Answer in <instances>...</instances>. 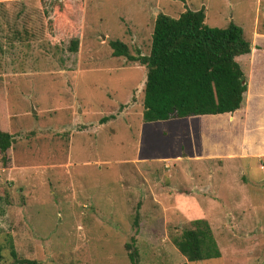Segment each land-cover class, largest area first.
<instances>
[{
	"label": "rangeland",
	"instance_id": "obj_1",
	"mask_svg": "<svg viewBox=\"0 0 264 264\" xmlns=\"http://www.w3.org/2000/svg\"><path fill=\"white\" fill-rule=\"evenodd\" d=\"M200 7L250 42L240 108L143 123L145 69L108 42L146 55L158 13ZM0 130L5 263L10 240L38 264H129L126 243L138 264H264V0H0ZM193 219L218 258L171 243Z\"/></svg>",
	"mask_w": 264,
	"mask_h": 264
},
{
	"label": "trees",
	"instance_id": "obj_2",
	"mask_svg": "<svg viewBox=\"0 0 264 264\" xmlns=\"http://www.w3.org/2000/svg\"><path fill=\"white\" fill-rule=\"evenodd\" d=\"M204 16L203 7L186 9L175 18L158 13L146 55L139 52L131 55L127 46L118 40L108 42L112 57L137 62L145 69L143 123L232 114L240 108L246 83L241 85L244 76L236 58L249 54V42L236 24L229 22L224 28L208 27L204 24ZM76 48L77 40H72L69 49L74 52ZM13 141L12 135L0 130V153H5ZM137 219L135 213L134 227ZM171 243L188 263L220 256L204 219L189 221V228L171 237ZM124 246L129 264H138L136 248L129 243ZM6 250L10 262L5 263L0 247V264H38L18 257L10 240Z\"/></svg>",
	"mask_w": 264,
	"mask_h": 264
},
{
	"label": "water",
	"instance_id": "obj_3",
	"mask_svg": "<svg viewBox=\"0 0 264 264\" xmlns=\"http://www.w3.org/2000/svg\"><path fill=\"white\" fill-rule=\"evenodd\" d=\"M101 38H104L103 36H101ZM245 81L241 82V85H244ZM34 113V111H32Z\"/></svg>",
	"mask_w": 264,
	"mask_h": 264
},
{
	"label": "crops",
	"instance_id": "obj_4",
	"mask_svg": "<svg viewBox=\"0 0 264 264\" xmlns=\"http://www.w3.org/2000/svg\"><path fill=\"white\" fill-rule=\"evenodd\" d=\"M246 39V38H245ZM247 40V39H246ZM248 41V40H247ZM249 42V41H248ZM249 45H250V42H249ZM250 51H251V45H250ZM250 53V52H249ZM248 55V54H247ZM246 56V55H245ZM245 81V80H244ZM246 87H247V84H246Z\"/></svg>",
	"mask_w": 264,
	"mask_h": 264
}]
</instances>
